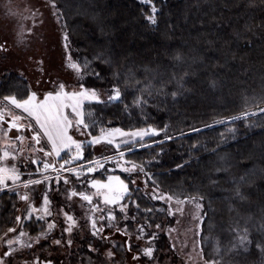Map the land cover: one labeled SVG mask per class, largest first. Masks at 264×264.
<instances>
[{
	"label": "trees",
	"instance_id": "trees-1",
	"mask_svg": "<svg viewBox=\"0 0 264 264\" xmlns=\"http://www.w3.org/2000/svg\"><path fill=\"white\" fill-rule=\"evenodd\" d=\"M56 3L68 25L73 57L92 60L102 53L111 61L93 60L92 68L103 80L86 76L87 86L106 93L118 82L123 92L122 102L85 104V122H96L88 131L100 135L101 127L130 131L167 125L172 139L160 132L142 141L146 147L130 144L127 159L148 165L157 158L160 162L152 168L164 191L203 197L206 235L220 239L224 264H264V252L254 246L240 254L226 251L236 221L247 222L253 237L264 236V113L258 112L264 108V0H155L156 25L145 19L150 7L140 0ZM113 72L120 73L118 81ZM28 91L29 84L12 73L1 80V97H23ZM173 91L179 93L175 98ZM140 94L149 103L131 106ZM243 111L256 114L224 120ZM85 149L80 164L87 165L97 157L92 146ZM129 187L135 190L131 183ZM135 197L142 208L139 213L131 208L132 215L147 217L152 225L166 217L165 207L159 212L141 193ZM17 205L14 193L0 195V230L14 224ZM146 207L153 212H143ZM28 229L33 235L40 227L31 221ZM207 250L214 259L213 244Z\"/></svg>",
	"mask_w": 264,
	"mask_h": 264
},
{
	"label": "snow or ice",
	"instance_id": "snow-or-ice-1",
	"mask_svg": "<svg viewBox=\"0 0 264 264\" xmlns=\"http://www.w3.org/2000/svg\"><path fill=\"white\" fill-rule=\"evenodd\" d=\"M51 7L54 9V15L58 21L62 20L64 15L63 11L57 5L56 0H49ZM142 4H146L150 7V14L145 13V19L151 24L156 25L157 13L159 11L155 0H141ZM32 29H28L31 32ZM61 42L64 49V67L70 69L76 77V83L74 86H70L63 81H56L49 79L47 83L51 84L52 87L47 90L38 93L37 91L31 90L29 88L28 93L23 97H18L16 93L3 95L0 97V133L4 138V143L6 145L11 143H18V149H12L11 147H5L0 154V192L6 189L10 193H14L19 197V200L24 201L27 207L23 211V215H16L15 222L16 226L8 228L7 232L16 233L17 227L23 228L20 224L21 220L34 221L39 225L40 230L33 236L29 232L21 230L18 235L13 236L5 241L8 245L7 251L0 255V264H6L5 257H10L15 251L13 245L18 244L21 248H32L33 244L40 245L43 247V242H48L49 246H59L61 248H71L74 244V233L81 235L84 238V234H90L91 237H99L101 240H108L111 233H106L105 229L108 227L115 228L116 232L122 233L124 236L128 237L131 241V234L128 231V225L125 223L122 227L117 222V214L114 208L108 207L109 205L117 206L122 214V218L126 221L129 218L136 220V216L129 217V203L135 205L138 213L141 210V204L139 201L132 200L133 191H138L139 189H130L129 184H135V180L125 181L119 175H107L106 180L91 178L86 176V173H96L98 168H104V165L109 161H115L116 168H120L123 172L133 173L139 170L144 171V165L135 162H130L125 159V153L131 152L133 148L130 146V141L133 138H138L134 140V143L139 144L140 147H146L143 144V139L146 136H156L160 132H165L164 139L170 140L171 136L166 134L167 125L162 129H157L152 125H148L146 128H139L135 130L125 131L121 128L108 129L105 132L103 127L100 128V135H92L89 130L95 127V121L90 125L85 122V112L84 105L85 102L96 103V104H111L114 102H122L123 92L119 86V83H113L110 90H106V98L102 95L100 89L94 86H87L85 77L94 76L97 80H103L100 71L92 68L93 60H98L104 64H110L111 61L105 58L102 53H97L89 60L84 57L82 60L80 58H74L72 54V40L70 32L68 31L67 23H62L61 27ZM5 43L0 44V51H7ZM31 60L32 57H29ZM39 71L44 72L43 60H39ZM113 77L119 80L120 73L113 72ZM41 81H37L39 85ZM137 84L140 81H136ZM144 87H147L146 85ZM179 93L177 91L171 92V96L175 98ZM151 95V92L148 93ZM264 103V100L261 101ZM149 101L145 99L143 94L134 97L131 106H137L143 108L147 105ZM129 105H125L127 109ZM19 110V111H18ZM258 112L264 113V108H258ZM26 114V115H25ZM256 113L250 111H243L238 116L225 117L224 120H231L235 122L238 119H249L252 115ZM91 115V113H89ZM7 118V119H6ZM224 120L217 121L219 123L224 122ZM7 124V130L4 129L3 124ZM207 127V125H205ZM11 129H16L19 132L24 129L30 132V136L26 135H16L15 137H9L8 131ZM79 131L81 135L90 136L91 139L88 141L77 140L71 135V131ZM196 132L199 129H191ZM119 135L121 137H127V139H122L117 142L115 137ZM183 135V133H181ZM25 140L30 141V146L28 151L32 153H41L45 159L38 161L32 159L31 163L39 165L42 163V170L47 172L51 170L55 173V184L56 188L52 187V177L44 176L43 179H26L21 180L22 173L17 167L16 163L9 164V159L15 161L20 159L17 155V150L20 153L25 151L23 147V142ZM42 141H46L42 144ZM153 143H156L153 141ZM95 146V145H113L114 153L112 155L94 158L93 160H88L85 163L87 167L80 166L75 167L74 162L81 160L83 158V152L85 146ZM123 148V151L120 149ZM67 150V151H65ZM163 151V149H161ZM64 153V156L61 153ZM53 159H47V158ZM67 157V158H65ZM123 161V163H121ZM128 165V166H126ZM26 166V165H25ZM177 168L182 167V165L177 164ZM38 167V171H39ZM108 169H105L107 172ZM67 173L68 175H64ZM32 174L29 173V176ZM70 175L82 186L87 185L94 191H84L77 190V188L72 184V179ZM150 175V174H148ZM84 179H81V177ZM244 177H240L243 181ZM11 181V183H9ZM19 181V183H17ZM61 181L63 185L70 187H64L62 195L64 196V201L60 204L58 211L53 212L51 205L52 200L50 199L49 193L56 191L61 192ZM42 183H47L46 190L42 193V202L37 205L35 201L29 194L30 186L39 185ZM155 184V180H153ZM147 185V181H145ZM21 186L25 191L21 193ZM34 190V189H32ZM152 193L151 198L156 200H165L169 202V214H172V208L170 202L176 199L177 204H183L185 200H195L192 197H185L184 200H180L178 197H174L169 193ZM147 194V193H146ZM237 195H240L239 188H237ZM74 197H78L80 201V207L84 208L87 206V211L84 213L83 217H77L74 212L70 211L73 205L76 203ZM200 199H203L201 197ZM241 199H244L241 196ZM15 207V205H13ZM197 208H202L203 205L197 203ZM69 209V210H66ZM17 211H20L17 209ZM145 213H152V208H144L142 210ZM99 213V215H97ZM63 216V221L58 225L56 216ZM202 220L203 217H200ZM43 222V223H41ZM57 227L60 228L58 235H53ZM152 227V224L147 221L145 217V223H137V240L144 238L146 235L145 228ZM156 228H160L159 224L155 225ZM264 229V224L261 225ZM233 233L232 240L229 241V247H227V252H232L240 254L241 252H247L250 246H254L256 249L264 252V236L257 239L252 236L247 222L241 225L239 221H236L234 226L230 229ZM7 232L5 235H7ZM67 234V235H65ZM27 237V239H23ZM155 238V234L147 236L150 242ZM113 246H117L115 241H112ZM124 247L125 245H119ZM87 247L92 252H98L99 249L94 247L92 242L87 244ZM175 247V245H173ZM127 250H132V244L127 243ZM214 252L220 259H204L203 264H222V245L219 241L216 243ZM143 255L148 258H153L154 247L146 246L142 249ZM141 253H136L133 256V260H138ZM106 257L113 261L116 253L112 248H108L105 252ZM199 255L203 259V248L200 249ZM191 260V255L188 256ZM11 264V260L7 262ZM23 264H29L27 260ZM32 264H53L51 259L41 260L39 256H35ZM81 264L83 262L81 261Z\"/></svg>",
	"mask_w": 264,
	"mask_h": 264
},
{
	"label": "rangeland",
	"instance_id": "rangeland-1",
	"mask_svg": "<svg viewBox=\"0 0 264 264\" xmlns=\"http://www.w3.org/2000/svg\"><path fill=\"white\" fill-rule=\"evenodd\" d=\"M53 13L54 9L51 7L49 0H0V44L5 43L6 41L7 43L5 44V47L8 49L6 52L0 51V83L5 75L12 73L25 80L29 84V88L38 93L47 91L52 87L51 84L47 83L49 79L63 81L70 86L75 85V74L70 69L64 67V49L61 42L62 21H58L56 15ZM28 29H32V31L28 32ZM29 57H32V59L30 60ZM41 59L43 60V73L39 71V65L37 63ZM38 80L41 81L39 85L37 84ZM102 95L106 98L105 92H102ZM86 103L89 102H85V104ZM3 127L7 130L6 123L3 124ZM108 129H106L105 132H107ZM82 131L88 130L82 129ZM21 134L30 136V132L24 129H21L19 132H17L16 129L8 131L9 137H15L16 135ZM71 135L77 140L88 141L91 139L90 136L81 135L79 131L75 130L71 131ZM148 137L150 136L144 137L143 140ZM115 139L119 142L122 139H127V137L117 135ZM135 139L138 138H133V141H130V144H134ZM43 143L45 142L42 141V144ZM29 146L30 141L25 140L23 142L25 151L20 153L17 150V155L20 159L15 161L9 159L8 163H16L20 172L26 173L22 174L21 180L29 178L43 179L44 176L52 177L51 183L53 189H55V173L51 170L45 173L42 170V163L39 165L31 163L32 159L42 161L44 157L40 153L29 152L27 150ZM86 146L84 147L83 156L86 152ZM5 147L18 149V143L14 144L9 142V144L6 145L2 133H0V154H2ZM92 147L94 148L93 150L96 157H100L101 155H112L115 151L113 145H107L106 147L104 145H95ZM120 150L123 151V148ZM126 156L127 152L125 153V159L128 160ZM47 159L51 160L53 158L50 157ZM81 161L82 159L75 161L73 166L78 168L80 166L87 167L85 164H80ZM128 161L133 162L131 160ZM159 162L160 160L156 158L154 161H150L148 165H144L143 172L137 170L130 174L123 172L120 168H116L115 161H109L104 165V168H98L96 173H86V176L89 179L97 178L106 180L107 175L111 174L119 175L122 179H124L123 177H126L129 180H135L136 183L132 184V186L139 190L132 193V200L138 201L135 196L138 195V193H141L156 206L155 208L159 212L165 207L166 217L165 215L162 217L161 223L159 224L160 228H156L155 225H152V227H146V235L144 238L137 240V223L144 224L145 220H143L142 217H136V220L129 218L125 221L122 218L119 208L117 206L109 205L108 207L114 208L117 214V222L120 226L122 227L125 223L128 225V231L131 234V241H129L128 237L124 236L122 233L116 232L115 228L112 227L105 229L106 233H111V236L106 241L101 240L99 237H91L90 234H84V238H81V235L74 233L75 242L71 248L49 246L48 242L43 241L41 242L43 247L36 244H33L32 248H21L18 244L13 245L15 251L10 257L4 258L6 264L9 260H11V264H23L25 260H27L29 264H32L35 256H39L41 260L51 259L53 264H81V261L83 264H113V261H110L105 255L108 248H112L116 253L113 258L116 264H203L204 259H212L207 255V253H209L207 247L211 244H213L212 257L214 256V259H220V256L215 254L214 249L217 241H221L219 238L213 240V237L211 238L209 235H206V229L209 227L205 228L207 215L205 213L204 202L201 199L195 198V200H185L183 204H177L176 199H173L170 202L172 214H169V202L151 198L152 193L157 192V186V194L168 193L159 186L157 182L158 177L154 175L155 171H153L154 169L152 166ZM121 163H123V161H121ZM38 167L40 169L39 171ZM105 169H108V171L105 172ZM35 172H38V174H35ZM29 173L32 175L29 176ZM64 175L68 174L64 173ZM70 179H72V184L78 191H94L87 185H80L71 175ZM81 179H84V177L82 176ZM153 180H155V184L153 183ZM145 181H147V185L145 184ZM9 183H11V181H9ZM17 183H19V181ZM70 186L72 185H63L61 181V192L57 193L56 191H52L49 193L50 199L53 202L51 208L54 214L58 211L60 204L64 201V196L62 195L64 187ZM46 188L47 183L30 186L29 194L37 205L42 202V193ZM20 191L21 193L25 191L22 186ZM173 196L178 197L180 200H184V198H181L180 196ZM16 199L18 200L17 209L20 210L17 211L16 215H23V211L27 205L24 201L19 200L18 196H16ZM73 199L76 203L70 211L74 212L77 217H83L84 213L88 210L87 206L81 208L79 198L74 197ZM128 203L129 217L135 216L131 213V208H135V205L130 201H128ZM197 203L203 205V207L197 208ZM97 215H99V213H97ZM200 217H203V219L201 220ZM55 218L57 219L58 225L62 223V215L56 216ZM29 222L31 221L22 219L20 224L23 228L17 227L16 233L7 232L8 228L16 226L15 219L14 224L11 227L0 230V255L8 249V245L5 241L18 235L19 231L24 230L32 235L31 231L28 229ZM59 231L60 228L57 227L53 235H58ZM6 232L7 235H5ZM153 233L155 234V238L149 242L147 236ZM34 235L35 234H33V236ZM23 239H27V237ZM112 241H115L117 246L114 247ZM89 242H92L94 247L98 248L99 251L92 252L89 250L87 247ZM129 242L132 244L131 251L127 250V243ZM119 245L125 246L120 247ZM173 245H175V247H173ZM146 246L154 247L152 259L142 253L143 247ZM201 248H203V259L199 255ZM138 252L141 253L139 259L133 260V256ZM189 255L192 257L191 260L188 259ZM222 264H224V262H222Z\"/></svg>",
	"mask_w": 264,
	"mask_h": 264
},
{
	"label": "crops",
	"instance_id": "crops-1",
	"mask_svg": "<svg viewBox=\"0 0 264 264\" xmlns=\"http://www.w3.org/2000/svg\"><path fill=\"white\" fill-rule=\"evenodd\" d=\"M44 142H46V141H44ZM65 151H67V150H65ZM40 154H41V153H40ZM62 154H64V153L62 152L61 155H62ZM41 155H42V154H41ZM44 159H45V158H44ZM42 168H43V167H42ZM22 174H26V173H22ZM6 190H7V189H6ZM6 190H5V191H6ZM5 191H3V192H5ZM3 192H0V195H1Z\"/></svg>",
	"mask_w": 264,
	"mask_h": 264
},
{
	"label": "bare ground",
	"instance_id": "bare-ground-1",
	"mask_svg": "<svg viewBox=\"0 0 264 264\" xmlns=\"http://www.w3.org/2000/svg\"><path fill=\"white\" fill-rule=\"evenodd\" d=\"M48 171H49V170H48ZM48 171H47V172H48ZM47 172H45V173H47ZM35 174H38V172H35ZM39 174H40V173H39Z\"/></svg>",
	"mask_w": 264,
	"mask_h": 264
}]
</instances>
